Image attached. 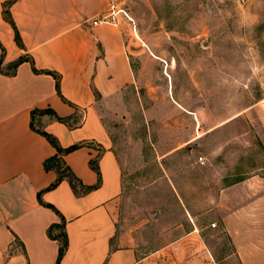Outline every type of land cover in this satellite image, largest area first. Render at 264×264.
<instances>
[{"label": "rangeland", "instance_id": "obj_1", "mask_svg": "<svg viewBox=\"0 0 264 264\" xmlns=\"http://www.w3.org/2000/svg\"><path fill=\"white\" fill-rule=\"evenodd\" d=\"M111 3L135 72L101 104L123 172L117 239L147 264H241L217 215L244 192L223 187L264 181V0Z\"/></svg>", "mask_w": 264, "mask_h": 264}, {"label": "crops", "instance_id": "obj_2", "mask_svg": "<svg viewBox=\"0 0 264 264\" xmlns=\"http://www.w3.org/2000/svg\"><path fill=\"white\" fill-rule=\"evenodd\" d=\"M9 9L16 28L0 22V62L27 59L13 73L0 68V264H147L153 252L117 239L123 172L101 113L105 100L135 82L123 28L93 23L107 0H13ZM39 131L62 147L81 144L63 159L93 189L79 195L67 178L49 188L59 174L44 162L57 149ZM241 188L242 201H221L227 208L219 206L217 218L241 264H264V181L225 186L221 198ZM63 223L68 247L58 262L60 240L50 229L59 233Z\"/></svg>", "mask_w": 264, "mask_h": 264}, {"label": "trees", "instance_id": "obj_3", "mask_svg": "<svg viewBox=\"0 0 264 264\" xmlns=\"http://www.w3.org/2000/svg\"><path fill=\"white\" fill-rule=\"evenodd\" d=\"M9 2V6H7V10H5V13H7V16H5V20L9 21L10 23L13 24V26L16 28L15 26V22L13 21L12 17H11V12H10V4L13 2V0H9L7 1ZM16 40L19 44H22L21 41V37L20 34L18 32V30L16 29ZM26 57H20L18 60H16L15 62L11 63L8 65V70L9 71H5V73H13L14 70L16 69V67L23 62L24 60H26ZM0 68L2 70V59L0 62ZM11 70V71H10ZM3 71V70H2ZM57 89L60 92V81L59 78L57 79ZM41 112H47V113H53V110L50 109H46L43 110ZM57 119L60 121H66L65 118L56 115ZM32 126L34 128V123H32ZM42 134H44L46 136V138L50 141V143L57 149V153H55L53 156L47 158L44 162V166L47 170L49 169H54L58 172L59 176L58 179L52 183L49 188H53L55 187L61 180H63L64 178H67L69 180V182L71 183L74 191L77 194H83L86 193L88 191H90L91 189H93L95 186H86L84 185L81 180L75 175V173L73 172V170L66 164V162L63 159V155L66 153H69L77 148H79L81 146V144H73L71 146L68 147H62L59 144L58 139L52 135L51 133H48L46 131H39ZM91 167L96 170L98 172V174L100 175V170H99V166L97 163V160H91ZM101 177V176H100ZM57 228H59V233H55L52 231V229H50V236L56 239L60 240V250H59V258H58V262L61 260V258L63 257V255L65 254L67 247H68V236L67 233L65 231V225L60 224L56 226Z\"/></svg>", "mask_w": 264, "mask_h": 264}, {"label": "built area", "instance_id": "obj_4", "mask_svg": "<svg viewBox=\"0 0 264 264\" xmlns=\"http://www.w3.org/2000/svg\"><path fill=\"white\" fill-rule=\"evenodd\" d=\"M122 16H128L126 11H124L121 7H119L115 3H111L109 9L105 14H103L98 20H95L93 23L98 24L99 22L114 24V25H120L121 24V17ZM201 163H205L204 158L200 159ZM213 225H216V223H213Z\"/></svg>", "mask_w": 264, "mask_h": 264}]
</instances>
